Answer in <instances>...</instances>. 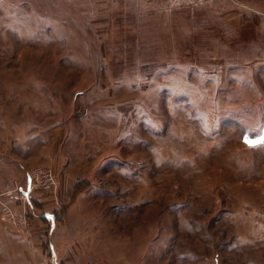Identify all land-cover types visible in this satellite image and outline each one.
<instances>
[{
	"label": "rangeland",
	"instance_id": "1",
	"mask_svg": "<svg viewBox=\"0 0 264 264\" xmlns=\"http://www.w3.org/2000/svg\"><path fill=\"white\" fill-rule=\"evenodd\" d=\"M262 136L264 0H0V264H264Z\"/></svg>",
	"mask_w": 264,
	"mask_h": 264
},
{
	"label": "crops",
	"instance_id": "2",
	"mask_svg": "<svg viewBox=\"0 0 264 264\" xmlns=\"http://www.w3.org/2000/svg\"><path fill=\"white\" fill-rule=\"evenodd\" d=\"M54 255H55L54 257L58 258V252L57 253L54 252ZM60 255L62 257V260L65 262V264H78V263H75L73 260H71V259H74L76 256L74 257L66 256L64 252L61 253Z\"/></svg>",
	"mask_w": 264,
	"mask_h": 264
},
{
	"label": "snow or ice",
	"instance_id": "3",
	"mask_svg": "<svg viewBox=\"0 0 264 264\" xmlns=\"http://www.w3.org/2000/svg\"><path fill=\"white\" fill-rule=\"evenodd\" d=\"M245 142L248 143L250 146H254L256 144H264V136L260 137V139L258 140H251L246 137Z\"/></svg>",
	"mask_w": 264,
	"mask_h": 264
}]
</instances>
